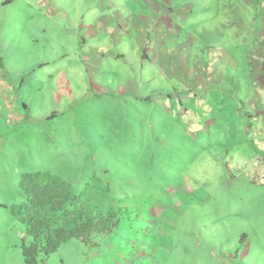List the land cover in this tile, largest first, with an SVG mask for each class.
<instances>
[{"label":"rangeland","instance_id":"rangeland-1","mask_svg":"<svg viewBox=\"0 0 264 264\" xmlns=\"http://www.w3.org/2000/svg\"><path fill=\"white\" fill-rule=\"evenodd\" d=\"M78 4L61 6L66 26L30 9L0 17V264H24L13 208L37 172L75 192L101 186L125 217L99 246L69 239L39 264H264V179L244 136L243 72L233 80L210 64L231 52L240 62L215 17L226 3H196L191 70L173 79L125 35L105 49L124 57L77 60L89 51Z\"/></svg>","mask_w":264,"mask_h":264},{"label":"crops","instance_id":"crops-1","mask_svg":"<svg viewBox=\"0 0 264 264\" xmlns=\"http://www.w3.org/2000/svg\"><path fill=\"white\" fill-rule=\"evenodd\" d=\"M72 1L0 0V17H8L12 9L21 11V15L27 12L26 9H30L38 16L52 17L60 25L66 26L72 21L71 13H65L61 6L67 7ZM75 1L79 4L72 12L81 14V18L75 19L73 23L78 24L85 32L82 39L78 40H82V44L87 43L89 47L88 53L81 52L77 60L87 66H100L108 57H124L121 52L106 53L105 49L121 44L123 40L120 37L125 35L130 40L132 49L140 50L141 58L151 61V67L148 68H152L156 75L166 78H172V70L175 68L183 76L191 70L186 54L191 56L195 45L190 31L196 28L193 20L196 17V3L225 2L226 6L217 5L215 17L223 19L219 29L227 28L229 31L226 43L230 50L240 51V62L236 59L237 55L231 52L225 58L220 57L219 61H210V64L229 67V76L233 80L238 78L239 69L243 72L245 83L242 89L245 93L243 92L242 104L245 105V111L242 117L246 120L244 136L249 143L258 147V155L251 159L253 164L250 165L264 175V0ZM191 22L194 23L193 29L187 28V24ZM199 27L202 28L201 25ZM67 35L62 33L63 38ZM188 45L192 47L189 48ZM194 60L197 67V55ZM238 65L241 68H237ZM216 80L219 81L218 76ZM239 87L235 85L236 89ZM0 95L3 98L6 96L2 95V91ZM237 256L238 254H231L229 257L234 259Z\"/></svg>","mask_w":264,"mask_h":264},{"label":"trees","instance_id":"trees-1","mask_svg":"<svg viewBox=\"0 0 264 264\" xmlns=\"http://www.w3.org/2000/svg\"><path fill=\"white\" fill-rule=\"evenodd\" d=\"M22 188L26 203L13 211L26 230L24 264H39L40 255L69 239L99 246L125 218L112 193L99 185L75 192L66 181L37 172L23 179Z\"/></svg>","mask_w":264,"mask_h":264}]
</instances>
